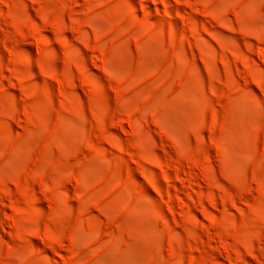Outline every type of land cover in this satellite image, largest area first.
Wrapping results in <instances>:
<instances>
[{"label": "rangeland", "instance_id": "374dc122", "mask_svg": "<svg viewBox=\"0 0 264 264\" xmlns=\"http://www.w3.org/2000/svg\"><path fill=\"white\" fill-rule=\"evenodd\" d=\"M0 264H264V0H0Z\"/></svg>", "mask_w": 264, "mask_h": 264}]
</instances>
